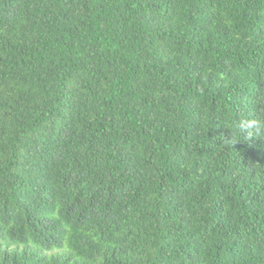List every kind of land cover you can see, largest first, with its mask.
Returning a JSON list of instances; mask_svg holds the SVG:
<instances>
[{
  "label": "trees",
  "instance_id": "1",
  "mask_svg": "<svg viewBox=\"0 0 264 264\" xmlns=\"http://www.w3.org/2000/svg\"><path fill=\"white\" fill-rule=\"evenodd\" d=\"M0 264H264V0H0Z\"/></svg>",
  "mask_w": 264,
  "mask_h": 264
},
{
  "label": "clouds",
  "instance_id": "2",
  "mask_svg": "<svg viewBox=\"0 0 264 264\" xmlns=\"http://www.w3.org/2000/svg\"><path fill=\"white\" fill-rule=\"evenodd\" d=\"M257 127L256 123L254 121L249 122L248 127L244 129V131L248 132L249 129Z\"/></svg>",
  "mask_w": 264,
  "mask_h": 264
}]
</instances>
